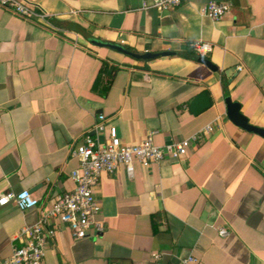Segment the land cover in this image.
<instances>
[{
    "label": "crops",
    "instance_id": "1",
    "mask_svg": "<svg viewBox=\"0 0 264 264\" xmlns=\"http://www.w3.org/2000/svg\"><path fill=\"white\" fill-rule=\"evenodd\" d=\"M25 1L46 18L0 7V199L29 190L50 207L74 190L72 149L96 136L102 115L128 145L211 128L181 160L136 162L132 178L123 168L103 174L102 231L75 240L60 225L45 264H264V137L236 126L226 106L229 98L264 129V0H188L164 12L139 0ZM211 2L230 12L202 16ZM197 42L213 47L204 59ZM203 93L212 107L195 116ZM41 206H0V260L22 246Z\"/></svg>",
    "mask_w": 264,
    "mask_h": 264
},
{
    "label": "built area",
    "instance_id": "2",
    "mask_svg": "<svg viewBox=\"0 0 264 264\" xmlns=\"http://www.w3.org/2000/svg\"><path fill=\"white\" fill-rule=\"evenodd\" d=\"M144 10L155 9L164 12L181 6L188 0H139ZM0 7L18 17L27 20H44L46 14L37 12L25 0H0ZM230 5L211 2L201 10V15L215 22L230 12ZM192 48L204 59L213 50L209 43H193ZM210 127L200 133L179 142L164 146L154 142L155 132H151L138 145H128L122 141L118 128L109 123V119L100 116L94 127L96 136L85 135L82 141L72 149V157L78 160V167L71 173L75 182L74 190L58 196L49 207L40 202L29 190L19 193L10 192L0 199V206L15 204L21 211L41 206L39 221L33 226L24 227L19 235L22 246L15 248L10 257L0 260V264H45L46 247L60 232V225H66L75 240L88 236L89 232L102 231V225L96 221L101 205L96 199V191L101 185L103 174L114 175L124 169L132 178L135 163L148 168L166 159L181 160L189 155L191 149L204 139ZM220 234L225 236L226 230ZM180 264H203L198 258L188 256Z\"/></svg>",
    "mask_w": 264,
    "mask_h": 264
},
{
    "label": "water",
    "instance_id": "3",
    "mask_svg": "<svg viewBox=\"0 0 264 264\" xmlns=\"http://www.w3.org/2000/svg\"><path fill=\"white\" fill-rule=\"evenodd\" d=\"M94 43L97 45H100V46H108V47L117 49L119 51L126 52L120 46L110 45L107 43H101L98 41H95ZM205 62H206V64L209 65V63L207 61H205ZM226 106H227L228 117L236 126L242 128L248 132H252V133H255L257 135L264 137V129L251 125L248 122V119L241 114L240 106L238 104L233 103L229 98H227L226 99ZM211 107H212V103L210 101V98L208 97V95L206 93H203V94L199 95L198 97H196L192 101V103L190 105V112L193 115L198 116L201 113H203L206 109H209Z\"/></svg>",
    "mask_w": 264,
    "mask_h": 264
}]
</instances>
